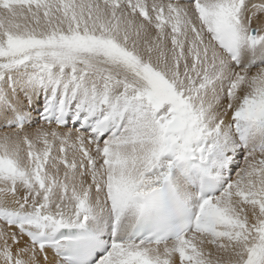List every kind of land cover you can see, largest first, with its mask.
Instances as JSON below:
<instances>
[{
    "label": "snow or ice",
    "instance_id": "1",
    "mask_svg": "<svg viewBox=\"0 0 264 264\" xmlns=\"http://www.w3.org/2000/svg\"><path fill=\"white\" fill-rule=\"evenodd\" d=\"M0 264H264V0H0Z\"/></svg>",
    "mask_w": 264,
    "mask_h": 264
}]
</instances>
